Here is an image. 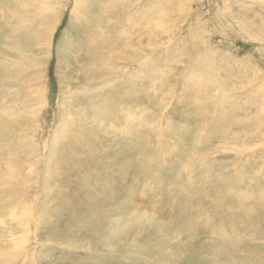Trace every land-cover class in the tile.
<instances>
[{"label":"rangeland","instance_id":"1","mask_svg":"<svg viewBox=\"0 0 264 264\" xmlns=\"http://www.w3.org/2000/svg\"><path fill=\"white\" fill-rule=\"evenodd\" d=\"M0 264H264V0H0Z\"/></svg>","mask_w":264,"mask_h":264},{"label":"bare ground","instance_id":"2","mask_svg":"<svg viewBox=\"0 0 264 264\" xmlns=\"http://www.w3.org/2000/svg\"><path fill=\"white\" fill-rule=\"evenodd\" d=\"M166 10V9H165Z\"/></svg>","mask_w":264,"mask_h":264}]
</instances>
